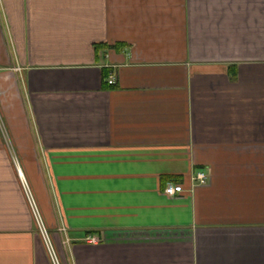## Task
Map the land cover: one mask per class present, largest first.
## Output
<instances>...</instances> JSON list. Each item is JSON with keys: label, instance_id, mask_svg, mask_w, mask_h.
I'll list each match as a JSON object with an SVG mask.
<instances>
[{"label": "crops", "instance_id": "0c3cea01", "mask_svg": "<svg viewBox=\"0 0 264 264\" xmlns=\"http://www.w3.org/2000/svg\"><path fill=\"white\" fill-rule=\"evenodd\" d=\"M12 159L63 264H264V0H0V264H54Z\"/></svg>", "mask_w": 264, "mask_h": 264}, {"label": "built area", "instance_id": "2783aa9c", "mask_svg": "<svg viewBox=\"0 0 264 264\" xmlns=\"http://www.w3.org/2000/svg\"><path fill=\"white\" fill-rule=\"evenodd\" d=\"M109 83H114L116 82V78L114 76H111V78H109ZM18 171H19V174L21 176V178L24 180L25 182V186L26 188H29V191L31 192L32 194V190L26 180V177H25V174L23 173L22 171V168L21 166L19 165L18 163ZM195 180H197L199 183L201 184H206L208 181H209V174H207L205 171L201 170V171H198L195 175ZM184 190V186L182 183H176V182H169L168 183V186L166 187V192L168 194H176L178 192H182ZM32 204H33V207H34V210L37 214V221H38V225H39V229H40V232L46 242V245H47V248L49 250V253L51 255V258L53 260V263L54 264H63L62 261H61V258L57 252V249L55 247V244H54V241H53V238H52V235L43 219V216H42V213H41V210L38 206V203L37 201L35 200V198L33 197V194H32ZM64 230V228H63ZM87 240L89 242H94V243H97L99 241V238L97 236H89L87 238Z\"/></svg>", "mask_w": 264, "mask_h": 264}, {"label": "rangeland", "instance_id": "374dc122", "mask_svg": "<svg viewBox=\"0 0 264 264\" xmlns=\"http://www.w3.org/2000/svg\"><path fill=\"white\" fill-rule=\"evenodd\" d=\"M19 160H17V159H12L11 160V163H12V165L14 166V168H15V170H17V177H18V180H19V182H20V185H21V187H22V189H23V191H24V194H25V197H26V200H27V203H28V205H29V208H30V210H31V212H32V216H33V219H34V222H35V224H36V228L39 230V225H38V221H37V214H36V212H35V210H34V207H33V204H32V200H33V198H32V194H33V197L35 198V196H34V193H33V190H32V194H31V192L29 191V188H26V186H25V182H24V180L21 178V176H20V174H19V171H18V162ZM26 177V176H25ZM26 180H27V182H28V184H29V186H30V183H29V180L27 179V177H26ZM30 188H31V186H30ZM35 200H36V198H35ZM39 206V205H38ZM49 229V228H48ZM50 231V230H49ZM42 235V234H41ZM43 237V236H42ZM43 240H44V238H43ZM88 241V240H87ZM44 242H45V240H44ZM89 242V241H88ZM91 243H94V242H91ZM45 244H46V242H45ZM47 246V245H46ZM58 252V251H57ZM59 254V253H58ZM60 256V255H59Z\"/></svg>", "mask_w": 264, "mask_h": 264}]
</instances>
